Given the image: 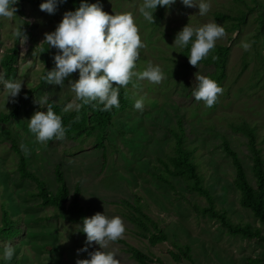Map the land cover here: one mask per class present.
Wrapping results in <instances>:
<instances>
[{
	"label": "rangeland",
	"instance_id": "rangeland-1",
	"mask_svg": "<svg viewBox=\"0 0 264 264\" xmlns=\"http://www.w3.org/2000/svg\"><path fill=\"white\" fill-rule=\"evenodd\" d=\"M72 1L58 4L55 13L48 14L40 10L44 0L41 3L18 0V11L12 20L0 17V58L6 48L18 46L15 74L5 79L23 81L22 89L35 88L30 103L20 108L17 118L0 122V225L6 208L18 220L20 228L13 239L0 238V262L3 248L9 243L16 253L11 261L4 260V264H76L77 259L89 258L86 252L77 254L86 240V235L78 232L81 222L64 219L54 206H43L39 196L28 194L37 192L36 182L20 176L19 157L12 147L16 143L21 150L23 143L31 150L30 155L24 154L27 168L44 179L48 189L56 190V167L61 171L68 187L66 204L78 188V199L88 208L86 217L101 212L110 218L123 219L124 238L104 249L114 251L120 264H137L124 250L129 245L161 260L153 264H264V241L229 235L218 221L195 211V203L201 207L208 205L204 196L186 189L179 178H172L175 190H171L154 175L155 166H159L157 158L172 151L173 138L168 129L181 119L187 134L186 144L195 150L193 159L216 208L225 209L234 223L249 222L260 226L264 233V227L251 212L239 205V192L233 185L235 168L221 145L223 139L228 140L254 184L246 137L231 125L241 120L255 125L264 158V46L260 33L264 24L258 19L259 13L264 15V0H244L245 3L208 0L211 10L205 16L199 15L198 6L186 7L181 0H176L171 8L155 10V24L144 20L139 13L143 0H75L77 4L79 1L80 4L99 3L110 14L132 13L146 45L140 50L137 70L143 71L151 63L160 66L166 76L158 85L144 80L136 82L137 87L127 86L131 106L113 118L102 149L94 145L93 137H66L41 145L27 127L34 112L43 110L34 103L36 98L47 95L61 103L62 108L74 98L68 80L62 88L44 82L42 77L55 66L53 57L57 50L44 45L46 49L40 53L37 46L44 39V33L55 30L66 11H75L80 6ZM241 11L246 13L245 21L234 27L233 17ZM216 12L232 18L216 19ZM208 22L221 24L227 33L215 47H229L224 77L219 82L224 91L211 108L197 102L192 92L198 84L195 73L211 77L215 64H200L198 68L179 73L177 63L183 48L172 45L186 24L199 26ZM21 23L28 35L24 46L12 36ZM242 41H254L250 51L242 49ZM0 73L4 74L1 65ZM78 78V72L69 77ZM140 96L145 97L143 111L134 108L135 99ZM12 103L6 102L5 90L0 84V112L9 111ZM124 201L139 203L141 210L166 232L168 240L152 245L139 237L136 226L128 219L134 212ZM175 243L189 245L192 260L182 257L181 261H175L170 253L177 252ZM96 250L102 249L97 244L89 246V251ZM256 258L261 261H249Z\"/></svg>",
	"mask_w": 264,
	"mask_h": 264
},
{
	"label": "clouds",
	"instance_id": "clouds-1",
	"mask_svg": "<svg viewBox=\"0 0 264 264\" xmlns=\"http://www.w3.org/2000/svg\"><path fill=\"white\" fill-rule=\"evenodd\" d=\"M66 0H44L40 10L54 14L58 4ZM176 0H143L139 6V13L144 20L155 24L153 13L158 7L171 8ZM186 7L198 6L200 16H205L211 10L208 0H181ZM18 0H0V17L12 20L18 11ZM21 23L16 27L12 36L24 46L27 44L28 35ZM227 36L225 28L217 22H208L203 25L193 26L186 24L176 34L172 45L178 48L191 44L190 53L187 55L189 64L198 68L202 60L207 58L215 49L218 40ZM254 41H242L241 47L245 52L252 48ZM47 48L56 49L53 57L54 68L47 71L42 77L45 83L62 88L65 81L74 98L67 103L62 111L80 113L85 106L99 110L111 111L120 107V88H127L129 84L137 87L139 81L147 80L152 84H160L166 76L160 66L149 63L145 70H137V60L140 50L146 45L141 39L139 28L132 13L110 14L103 10L99 3L82 2L75 11H66L62 20L52 32L44 33L40 42L39 52ZM26 50V49H25ZM23 54V52H22ZM33 54H35L33 52ZM219 57L213 55L215 61ZM79 73V78L72 80L73 73ZM198 82L192 95L197 102H203L208 108L213 107L223 94V88L212 78L195 73ZM0 84L5 90L6 102L15 103L20 94L23 81L7 80L5 74L0 73ZM34 103L40 106L28 119V129L35 136L38 144L47 146L49 141H61L66 138L67 129L62 117L53 110L47 95L36 98ZM145 97L135 99L134 108L143 111ZM75 119L78 121L80 116ZM21 151L30 155L31 150L21 143ZM86 235L85 244L77 249V254L86 252L89 258L77 259L76 264H120L114 251H104L110 243L124 238L126 225L120 216L108 217L104 213L96 212L91 217H84L81 230ZM97 244L102 250L89 251V246ZM16 249L9 243L3 248L2 259L11 261Z\"/></svg>",
	"mask_w": 264,
	"mask_h": 264
},
{
	"label": "trees",
	"instance_id": "trees-1",
	"mask_svg": "<svg viewBox=\"0 0 264 264\" xmlns=\"http://www.w3.org/2000/svg\"><path fill=\"white\" fill-rule=\"evenodd\" d=\"M41 3L42 0H31ZM245 3L244 0H240ZM76 3L75 0L72 1ZM78 2L77 5L80 4ZM248 9L251 8L248 6ZM216 19L231 20L229 14L216 12L214 14ZM246 13L241 11V14L233 17L232 23L234 27H239L242 22L245 21ZM258 19L261 25L264 24V15L259 13ZM263 46H264V30H260ZM191 44L184 47L181 52V60L177 63V71L179 73L191 70L194 67L189 64L188 54L190 53ZM229 47L226 45H218L210 53V55L202 60L200 64L208 65L210 63L215 64V73L210 78L214 79L218 84L224 77L225 64L227 60ZM18 46L17 44L12 47L6 48L4 54L0 58V65L3 68L5 78L10 79L14 76L16 66L15 61L17 58ZM218 56L215 61L212 60V56ZM199 64V65H200ZM35 88L22 89L16 102L12 103L9 111L0 112V122L6 123L10 119L17 118L22 106H27L31 100V93ZM120 107L113 108L111 111H101L99 108H93L85 105L80 113L71 111L64 113L62 111V104L56 103L53 99L49 98V103L53 105V110L56 114L62 117L63 123L67 129V138H89L93 137V142L96 147L104 148L103 140L106 138L108 126L112 124L113 118L122 110L131 106L128 98L127 88H120ZM46 110V109H43ZM79 115L80 119L77 121L75 117ZM234 131L241 132L246 137L247 148L250 153V159L252 162V174L254 178V184H252L246 174L245 168L241 160L239 159L236 151L232 149L227 139L222 140V148L226 155L231 158L232 164L235 168L233 177V185L239 192L238 202L239 205L245 209H248L253 217L264 227V158L262 155L261 147L258 146L257 134L255 125L246 120H241L231 125ZM173 138V146L171 153L164 157H158L159 166H155L157 171L154 175L164 182L171 190H175L174 182L172 178H179L183 186L195 192L201 196H204L208 205L198 206L196 203L193 207L197 213L202 214L205 217L214 219L220 223V225L231 236L239 235L243 238H255L264 241V233L260 226L253 225L249 222L234 223L228 213L223 208H216L214 199L209 189L203 184V177L197 169V165L193 159L194 148L189 147L186 144V131L183 127L181 119L177 120L175 126L168 129ZM51 142V141H49ZM12 147L18 154L19 162L18 169L21 177H27L36 182L37 192H28L32 197L39 196L41 198V205L54 206L57 209L58 215L69 221H80L86 217L88 211L87 207H84L78 199L79 191L75 189L70 200L66 204L68 196V187L65 183L63 175L59 169L55 170V179L58 183L55 191L48 189L45 186L44 179L39 178L34 172L27 168V160L24 153L17 147L16 143H12ZM161 168V169H160ZM134 213L128 215L129 221L136 226V233L139 237H143L149 241L150 244L155 245L159 242L167 241L168 236L166 232L159 226L158 222L153 220L148 214L141 210L139 203L137 205L124 201ZM20 232L18 220H14L10 211L3 208L1 225H0V238L5 240H11L16 237ZM83 233V232H81ZM84 234V233H83ZM177 248V252L170 251L172 258L175 261H181V258L191 259L190 246L181 245L179 243L174 244ZM128 255L135 260L137 264H153L156 260L161 262L159 258H152L149 255L142 252L140 249L129 245L124 249ZM251 263H258L261 259H250ZM0 264H4V260H1Z\"/></svg>",
	"mask_w": 264,
	"mask_h": 264
}]
</instances>
